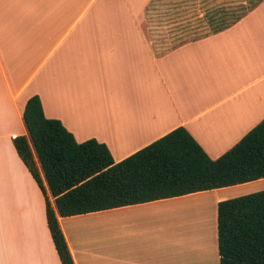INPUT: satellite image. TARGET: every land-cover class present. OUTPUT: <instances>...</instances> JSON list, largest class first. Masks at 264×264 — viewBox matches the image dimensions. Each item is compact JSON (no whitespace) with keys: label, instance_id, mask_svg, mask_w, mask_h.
Wrapping results in <instances>:
<instances>
[{"label":"crops","instance_id":"0c3cea01","mask_svg":"<svg viewBox=\"0 0 264 264\" xmlns=\"http://www.w3.org/2000/svg\"><path fill=\"white\" fill-rule=\"evenodd\" d=\"M247 5L0 0V264H62L44 195L12 141L31 143L27 99L37 94L45 116L78 142L105 143L115 162L177 126L215 159L264 118V0ZM34 158L74 264H219L217 203L264 189L261 177L62 216ZM205 193L213 214L193 253L171 225L176 203Z\"/></svg>","mask_w":264,"mask_h":264},{"label":"trees","instance_id":"16d2710c","mask_svg":"<svg viewBox=\"0 0 264 264\" xmlns=\"http://www.w3.org/2000/svg\"><path fill=\"white\" fill-rule=\"evenodd\" d=\"M30 142L14 147L41 189L45 215L62 264H74L48 199L34 152L59 214L69 216L173 197L264 177V118L215 159L183 126L115 162L103 142H78L57 118L45 116L40 97L23 110ZM219 264H264V189L217 203Z\"/></svg>","mask_w":264,"mask_h":264},{"label":"rangeland","instance_id":"374dc122","mask_svg":"<svg viewBox=\"0 0 264 264\" xmlns=\"http://www.w3.org/2000/svg\"><path fill=\"white\" fill-rule=\"evenodd\" d=\"M257 1L259 0H248L247 6L253 5ZM200 199L206 200L207 207H204L205 209L203 210L202 205H199L197 209H194V210H198V214L194 218L187 216L186 209L183 208L179 209V206L184 207V205H187L189 203H198ZM193 205L194 207H196L195 204ZM213 205H214V198L213 195L209 193L198 195L189 199H185L184 201H180L179 203H176L177 206L176 207L177 212L175 217L176 227L174 228L173 224L171 225V235L172 236L175 235L178 237L179 240H183L189 243L187 247L190 251L193 250V253H196L197 250L200 252L202 251L201 249L202 247L200 246L203 245L200 243V240L204 242V238H203L204 234L205 235L209 234V223H211L210 216L213 214ZM174 210L175 209H172V211ZM173 219L174 218H172V223H173ZM189 246L192 247V250L191 248H189Z\"/></svg>","mask_w":264,"mask_h":264},{"label":"bare ground","instance_id":"6f19581e","mask_svg":"<svg viewBox=\"0 0 264 264\" xmlns=\"http://www.w3.org/2000/svg\"><path fill=\"white\" fill-rule=\"evenodd\" d=\"M193 204H195V206L196 207H194V205ZM199 205H202V207H203V210L205 209L204 207H207V202H206V200L205 199H200V201H198V203H189V204H187V205H184V207H181V206H179V209L180 208H183V209H186V214H187V216L189 217H195V216H197V214H198V210H194V209H197V207L199 206ZM200 209H201V207H200ZM202 210V211H203ZM190 214V215H189ZM180 219V218H179ZM187 219V218H186ZM179 246H181V245H179ZM184 247H186V245H184ZM188 248V247H187Z\"/></svg>","mask_w":264,"mask_h":264}]
</instances>
